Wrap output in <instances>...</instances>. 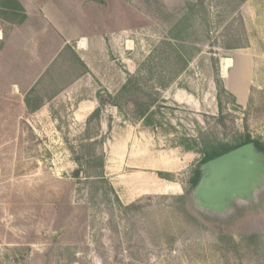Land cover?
I'll use <instances>...</instances> for the list:
<instances>
[{"label":"rangeland","instance_id":"rangeland-1","mask_svg":"<svg viewBox=\"0 0 264 264\" xmlns=\"http://www.w3.org/2000/svg\"><path fill=\"white\" fill-rule=\"evenodd\" d=\"M54 1L0 49V264H264V0Z\"/></svg>","mask_w":264,"mask_h":264},{"label":"crops","instance_id":"crops-1","mask_svg":"<svg viewBox=\"0 0 264 264\" xmlns=\"http://www.w3.org/2000/svg\"><path fill=\"white\" fill-rule=\"evenodd\" d=\"M54 2V0H46L45 2L42 0H0V22H2L0 24V38H3L0 49L7 48V46L9 48L14 37H20L23 43L19 46V49L24 50L26 44H30L32 41L34 30L39 29L38 34L43 33L44 36H47L50 21L65 22L66 16H64L63 9H59ZM17 6L21 9V11H18L19 16L23 17L21 20L20 17L16 18L12 13L13 8L17 9ZM34 14L43 22V26H33L32 16Z\"/></svg>","mask_w":264,"mask_h":264},{"label":"trees","instance_id":"trees-1","mask_svg":"<svg viewBox=\"0 0 264 264\" xmlns=\"http://www.w3.org/2000/svg\"><path fill=\"white\" fill-rule=\"evenodd\" d=\"M11 1V0H9ZM17 8V11H21V9H19V6L16 7ZM13 15H16V14H13ZM20 17L19 19H23L22 16H17V18ZM110 99V98H109ZM101 105H104V102H101ZM99 111H100V108H97L93 114H92V117H96L98 116L99 114ZM252 146L253 149L260 153V154H264V147H262L259 143L255 142V141H252L250 138H245L244 141L242 142V144H240L239 146H237L236 148L232 149V150H226L225 151V154H228V153H231V151L233 150H238V149H241L243 147H246V146ZM221 158V155L219 153H211V154H203V158L199 164V166L193 171L190 179L188 180V184H189V190L194 191L197 189V187L199 186V184L202 182L203 180V175H204V171H205V168L207 166H209V164H211L212 162L218 160ZM79 173H76L75 175H78ZM196 209L199 211V213H201V215H205V213H209L207 210L205 209H201L199 207H196ZM237 209V206L235 204H231L227 211L224 212L226 215L227 214H231L233 212H235Z\"/></svg>","mask_w":264,"mask_h":264},{"label":"water","instance_id":"water-1","mask_svg":"<svg viewBox=\"0 0 264 264\" xmlns=\"http://www.w3.org/2000/svg\"><path fill=\"white\" fill-rule=\"evenodd\" d=\"M247 147H250V148H252L253 149V147L250 145V146H247ZM254 150V149H253ZM208 167V166H207ZM207 167L205 168V171H204V175H203V180H202V182L199 184V186L197 187V189L196 190H198V188L202 185V183H203V181H204V179H205V176H206V169H207Z\"/></svg>","mask_w":264,"mask_h":264},{"label":"bare ground","instance_id":"bare-ground-1","mask_svg":"<svg viewBox=\"0 0 264 264\" xmlns=\"http://www.w3.org/2000/svg\"><path fill=\"white\" fill-rule=\"evenodd\" d=\"M239 98V97H238Z\"/></svg>","mask_w":264,"mask_h":264}]
</instances>
